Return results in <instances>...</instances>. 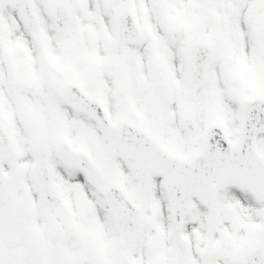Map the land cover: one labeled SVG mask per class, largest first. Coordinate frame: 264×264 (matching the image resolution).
I'll list each match as a JSON object with an SVG mask.
<instances>
[{
  "label": "snow or ice",
  "instance_id": "obj_1",
  "mask_svg": "<svg viewBox=\"0 0 264 264\" xmlns=\"http://www.w3.org/2000/svg\"><path fill=\"white\" fill-rule=\"evenodd\" d=\"M0 264H264V0H0Z\"/></svg>",
  "mask_w": 264,
  "mask_h": 264
}]
</instances>
